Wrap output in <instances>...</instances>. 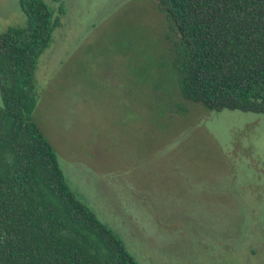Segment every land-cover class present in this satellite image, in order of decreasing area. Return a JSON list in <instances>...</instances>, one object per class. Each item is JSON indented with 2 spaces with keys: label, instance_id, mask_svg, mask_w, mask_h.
I'll return each mask as SVG.
<instances>
[{
  "label": "rangeland",
  "instance_id": "rangeland-1",
  "mask_svg": "<svg viewBox=\"0 0 264 264\" xmlns=\"http://www.w3.org/2000/svg\"><path fill=\"white\" fill-rule=\"evenodd\" d=\"M43 1L32 116L78 199L138 264H264V115L180 95L156 0ZM25 22L0 0V31Z\"/></svg>",
  "mask_w": 264,
  "mask_h": 264
},
{
  "label": "trees",
  "instance_id": "trees-1",
  "mask_svg": "<svg viewBox=\"0 0 264 264\" xmlns=\"http://www.w3.org/2000/svg\"><path fill=\"white\" fill-rule=\"evenodd\" d=\"M156 6L176 35L180 95L208 110L264 115V0ZM20 8L25 24L0 31V264H138L75 195L32 116L38 58L65 7L55 15L43 0H20Z\"/></svg>",
  "mask_w": 264,
  "mask_h": 264
}]
</instances>
